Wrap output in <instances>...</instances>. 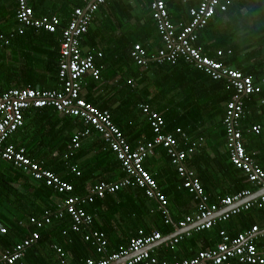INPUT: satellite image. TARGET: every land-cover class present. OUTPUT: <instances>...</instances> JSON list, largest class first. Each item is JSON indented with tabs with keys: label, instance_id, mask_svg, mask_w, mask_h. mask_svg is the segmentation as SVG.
Segmentation results:
<instances>
[{
	"label": "trees",
	"instance_id": "1",
	"mask_svg": "<svg viewBox=\"0 0 264 264\" xmlns=\"http://www.w3.org/2000/svg\"><path fill=\"white\" fill-rule=\"evenodd\" d=\"M31 5L36 18L57 16L61 21V27L55 34L40 32L33 28H26L22 35L16 34L17 29L10 32L0 30V47L5 55L4 63L2 64V61L0 63L2 64L0 90L30 86L34 89L61 91L63 86L58 77L61 30L69 24L74 10L86 7L87 2L33 0ZM130 9L128 3L122 6L120 0H108L96 13L88 33L82 36L83 49L88 48L93 55L103 54L100 59L96 57V66L101 68L100 79L95 80L90 75L84 78L83 98L98 110L111 114L113 123L122 131L132 150L156 138L149 118L141 109L142 105L150 106L152 111L165 119L166 126L163 129L165 133L175 132L181 128L189 136L190 141L203 138L196 153L188 158L187 163L202 182L211 203H217L242 191L256 193L258 188L249 181L242 170L231 163L225 145L224 105L232 98L233 88L226 81H215L206 73L195 69L196 91L199 93V99H204L199 103L197 117H192V121L181 117L178 113V102L176 105L166 103L163 105L167 98H173L172 93L175 94L173 100L178 99V65H168L169 67L153 63L147 67L137 65L131 58L134 46L140 44L149 52L152 50L154 38H161L153 18L148 16L146 24L142 17L134 19ZM17 10L16 0H0V26L9 21L18 23ZM218 13L224 12L217 11L212 21L200 30L196 46L202 48V54L220 61L224 66L253 76L257 82L261 81L264 77V62L261 58L257 65L252 64L255 59V56H251L255 53L253 47L249 54L247 52L250 50L249 47L237 49L233 45L216 44L213 41L217 37H214L213 41L209 38L210 32L215 31L213 22ZM36 33H43L45 37L50 36L54 49L45 37L40 38ZM8 40L9 43L5 45ZM218 51H223L224 56L218 57ZM228 51H231L230 55L227 54ZM10 52L11 56L14 55L12 59L10 55L8 57ZM16 55H19L17 59ZM249 64H252L251 69ZM256 68L259 71L255 72ZM190 95H194V91ZM251 100L260 102V116L264 117V105L261 104L264 100V85L260 94L248 98L245 104L247 116L243 121L246 152L253 158L255 164L264 170V127L258 135L248 131L249 127L257 124L249 115ZM186 104L187 107L191 105L189 95ZM25 122V126L13 135L9 143L18 148H25L27 156L33 162L71 184L74 188L73 195L84 196L90 184L96 181L118 183L129 178L116 154L97 133L82 140V148L73 158L69 160L64 158L71 140L79 131L85 129L81 119L63 117L53 109L32 108L25 113ZM176 137L181 140L180 136ZM188 145L187 141L180 142L182 148ZM157 150L160 153L156 151L144 162V167L156 179L158 185L165 186L164 195L168 201L166 207L162 208L156 200L149 199L144 190L136 185L126 186L115 194H108L105 198H98L94 203L84 206L86 212L94 217V222L91 226L83 228L80 233L73 231V220L66 214L64 220H56L40 230L41 239L28 250L22 261L15 264H62L64 261L68 264H86L88 259L100 261L110 254L123 251L140 231L146 234L158 231L164 237L173 234L176 231L174 228L180 222L174 223L168 219L171 217L169 209L172 200L178 196L181 201L184 192L190 198L192 196L184 188L179 191L183 180L176 171H172L168 157L161 162V158L166 156L164 148L160 147ZM157 162H161L160 164L164 165L162 167L167 168L169 172L165 174L166 169L162 168L160 175L152 173L151 170H154ZM77 172L80 175H77ZM219 180L226 184L225 188L220 184L223 188L221 190H218ZM65 200L66 195L47 187L43 182L34 180L14 168L12 164L0 159V224L7 229L5 235L0 234V253L12 250L19 241L30 236L35 229L30 224L31 217L41 218L48 211L57 213L62 210ZM155 214H158L161 223L158 220L150 221V217ZM234 217V220L247 217L251 221L249 227H252L256 224L253 217H262L264 220V207ZM21 222L24 223L23 226H19ZM227 222L218 223L210 230L195 232L181 244L185 245L191 241L202 242L204 244L199 247V251L213 249L211 247L216 243L214 239L223 231L219 228L220 225ZM262 226L264 227V224ZM88 232H100L105 235L108 243L106 255L97 253L93 242L85 241L84 235ZM113 232L117 237L112 235ZM123 244L125 246H121ZM178 246L171 249L161 245L158 249L168 251V254L176 252ZM56 248L62 252L59 253ZM167 254L164 252L161 257L157 254L155 256L160 261L172 262L174 255Z\"/></svg>",
	"mask_w": 264,
	"mask_h": 264
},
{
	"label": "built area",
	"instance_id": "2",
	"mask_svg": "<svg viewBox=\"0 0 264 264\" xmlns=\"http://www.w3.org/2000/svg\"><path fill=\"white\" fill-rule=\"evenodd\" d=\"M16 1L18 5L16 20L19 24L16 34H24L26 28L55 34L61 27V21L57 16L36 18L31 5L33 0ZM85 1L87 6L76 8L67 27L61 30L58 77L63 89L42 90L28 86L22 89L0 90V159L12 164L14 168L34 180L43 182L47 187L66 195L61 211L57 213L48 211L41 218H30L34 231L12 250L1 252L0 264H15L22 261L28 250L41 239L40 230L56 220H64L65 214L70 215L73 220V231L80 233L83 228L91 226L94 222V217L86 212L84 206L94 203L98 198L103 199L108 194H115L126 186L136 185L144 190L149 199L156 200L162 208L166 207L168 203L166 197L152 174L144 167V162L160 147L166 150L171 165L183 180L182 187L190 193L197 207L195 216H186L180 221L176 227L178 235L165 244L167 247L175 249L184 236L189 237L193 231L186 233L182 231L191 225L199 223L194 230L196 232L210 230L218 223L227 222L243 212L264 207V194L257 195V192L264 187V170L247 154L243 133V121L247 116L245 99L262 92L264 77L257 82L253 77L202 54V48L196 46L200 30L210 23L217 11L228 10L229 0H202L198 7L189 10L190 22L181 30L171 21L166 2L152 0L150 6L152 17L163 46L153 57H150L148 51L140 44H136L131 51V58L141 67H147L151 63L177 66L183 62L206 73L215 81H226L233 88L234 94L226 104L223 118L226 149L231 163L248 176L249 181L258 188V191L256 193L242 191L217 203H211L202 182L187 163L188 158L196 153L203 138L190 141L189 136L181 128L176 129L175 132L165 133L163 130L166 126L165 119L159 113L152 111L150 106L142 105L141 109L149 118L156 138L132 150L122 131L113 123L111 114L108 111L98 110L83 98L84 78L90 75L95 80L100 79L101 68L96 66V60L102 58L103 54L93 55L86 52L81 45V38L88 33L96 13L108 0ZM8 43L9 40L5 45ZM227 54L230 55L231 51ZM217 55L223 57L224 53L218 51ZM261 104L264 105V100ZM32 108L53 109L63 117H75L83 121L85 129L79 131L69 143L64 155L66 160L73 158L82 148L83 139L97 133L116 154L123 171L129 178L118 183L100 182L90 187L84 196L73 195L74 188L71 184L33 162L27 156L25 148H18L9 143L13 135L25 126V113ZM248 131L258 135L261 128L252 126ZM177 135L181 140L177 139ZM182 140L189 142L188 147L180 146ZM73 170L75 171V168ZM77 173L80 175L79 172ZM247 197L251 200L240 204ZM220 211H223L222 214L216 216ZM6 233L7 229L0 225V234ZM84 236L85 241L96 245L97 253L101 255L108 253V243L103 233L88 232ZM163 239L164 236L158 231L149 234L140 231L123 251L110 254L100 261L88 259L86 264H264V246L259 247L256 243L259 239L264 240V227L258 225L252 226L234 238L222 233V239L215 248L201 250L194 257L174 262L160 261L153 254V249H147ZM56 249L59 253L62 252L61 249ZM62 264L68 263L64 261Z\"/></svg>",
	"mask_w": 264,
	"mask_h": 264
},
{
	"label": "crops",
	"instance_id": "3",
	"mask_svg": "<svg viewBox=\"0 0 264 264\" xmlns=\"http://www.w3.org/2000/svg\"><path fill=\"white\" fill-rule=\"evenodd\" d=\"M164 1L166 2L171 21L176 26H178L179 30H181L183 26L187 25L188 22L190 21L189 10L192 8L198 7L202 0H164ZM120 3L122 6H124L125 3L130 4L131 6L130 10L132 14L131 16L134 17V19L142 17L144 22H146L147 24L149 17L153 18L151 16L152 12L150 8L152 0H120ZM43 10L48 11V9H43ZM144 22L142 21L141 25H143ZM213 29L215 31L210 32L209 38H212V41H213L214 37H217V39L213 41L216 44L233 45V47L237 49L238 48L244 49L242 47H249L250 50L247 51L249 54L252 49L251 47H253V49H255V53L251 56H255V59L252 61V64L257 65L258 60L261 58H262V62H264V0H229L228 10L224 13H218L217 18H215V21L213 22ZM36 34L40 38L45 37L43 33H36ZM45 38L48 44L52 46L51 40L53 41V39H51L50 36L45 37ZM152 45H153L152 50L148 52L150 57H153L154 55H156L158 49L162 48L163 46L162 41L161 39H159V37L154 38V42L152 43ZM85 50L86 52H89L88 48H85ZM9 55L11 56V52L8 53V57ZM4 56H5L4 51L0 47V59H1L0 63L2 61V64L4 63V59H3ZM18 56L19 55H16V59ZM256 56L258 57V59ZM12 57H14V55L11 56V59ZM2 64L0 65V67L2 66ZM252 64H249L250 69H251ZM189 67H193V66L187 65L183 62H181L178 65V101L177 102H178V113L180 114V116L186 118V120L188 121H192V117H197V109H198L199 103L202 102L204 99L203 98L199 99V95H198L199 93L198 91H196L197 90L196 76L192 75V71L189 69ZM257 71H259L258 68H256L255 72ZM193 91H194V95H190L193 93ZM188 95H189V100H190L191 105L187 107L186 103L188 100ZM171 96L174 98L175 94L172 93ZM173 98H167L166 101H163V105L165 103L172 105V103H174L175 101L173 100ZM193 101H194V104H192ZM246 102H248V98L245 99V104ZM182 105L185 106V107L183 106V109H182ZM224 106H225L224 109H226V105ZM193 108H194V111L192 112ZM248 111H249L250 117L253 118V121L257 122V124H254V125L260 126L262 130V127H264V117L261 118L260 116L261 115L260 102L251 100V105L249 106ZM157 152L160 153V151L158 150ZM167 157L170 161V158L166 152V156H164V158H161V162H163ZM161 162H157L156 166L154 167V170L153 169L151 170L152 173L159 174V175L162 173V168H165V167H162L164 165L160 164ZM170 165H171V161H170ZM188 166H189V163H188ZM173 168L174 167L172 166V171L173 170L176 171ZM165 169H166L165 171V174H166L169 171L167 168ZM221 182L222 181L219 180L218 190L223 189L220 186V184H222L224 188L226 187V184L221 183ZM97 183L98 182L96 181L90 184L89 188L92 186H95ZM159 188L162 194L164 195L165 186L162 187L159 185ZM179 189H181L179 191H182L183 187L181 186L179 187ZM87 191H86V194H87ZM181 196H182L181 201L178 199V196L174 197V199L172 200V205H170L171 209H169L170 210L169 214L171 213L170 214L171 217H169L168 219L171 222L173 221L174 223H178V221L180 222L186 216L193 217L197 214V207L193 199L190 198L189 195H187V193L185 192L182 193ZM243 203L244 201L240 204H243ZM222 212L223 211H220V213L216 216H219L220 214H222ZM234 218L235 217H233L232 221H229L225 224L220 225L219 228L222 229L223 231H221L220 234L214 239L216 243L213 244L211 248H215L216 244H218L221 241L222 233H226L228 236L234 238V237H237L243 231L251 228L249 227V224L251 221L248 220L247 217H244V219L237 218L235 220ZM253 218L256 221L255 225L263 227L262 224H264V220L262 217L261 218L253 217ZM21 223L22 225H19V226L24 225L23 222ZM174 230H176V227L174 228ZM192 231L193 232L191 233L189 237H191L196 232L194 230ZM187 232H191V231H187ZM189 237L184 236V239L178 244L179 246H178V249H176V252L167 254L168 251H165L162 249L160 250L158 249L159 247H156L153 249V254L154 255L157 254L158 257H161L162 253L164 252H166L167 256L174 255L173 257L174 259L172 262L194 257L199 252V247H202L204 243L202 242L194 243V241H191L189 243L188 242L185 243V245H182L184 240ZM256 243L259 247L264 246V241L261 239L257 240ZM121 246H125V244Z\"/></svg>",
	"mask_w": 264,
	"mask_h": 264
},
{
	"label": "rangeland",
	"instance_id": "4",
	"mask_svg": "<svg viewBox=\"0 0 264 264\" xmlns=\"http://www.w3.org/2000/svg\"><path fill=\"white\" fill-rule=\"evenodd\" d=\"M18 28H19V24H18L17 22L15 23L14 21H9V23L0 26V30H2L3 32H4V31H6V32H10V31H13V30H15V29L18 30ZM167 67H169V66L167 65ZM189 69L192 71V75L196 76V73H195L196 71H195V69H194L193 67H189ZM177 96H178V95H177ZM177 101H178V99H175V101H174V103H172V105H173V104L176 105ZM156 220L159 221V216H158V214L152 215V216L150 217V221H156ZM159 222L161 223V220H160ZM112 235H113L114 237H117V235H116L115 232H113Z\"/></svg>",
	"mask_w": 264,
	"mask_h": 264
},
{
	"label": "water",
	"instance_id": "5",
	"mask_svg": "<svg viewBox=\"0 0 264 264\" xmlns=\"http://www.w3.org/2000/svg\"><path fill=\"white\" fill-rule=\"evenodd\" d=\"M261 194H264V187H263L260 191L257 192V195H258V196L261 195ZM250 200H251V198H250V197H247V198H245L244 200H242V202L244 201V203H247V202H249ZM198 225H199V223H198ZM198 225H197V224H196V225H191V226H189L187 229H184V230L182 231V233H185V232H187V231L195 230V228H196ZM177 235H178V232L176 231V232H174L173 234H171V235L165 237L162 241H159V242L153 244L152 246L148 247L147 249H148V250H149V249H154V248H156V247H158V246L164 245V244H166L170 239L176 237Z\"/></svg>",
	"mask_w": 264,
	"mask_h": 264
},
{
	"label": "clouds",
	"instance_id": "6",
	"mask_svg": "<svg viewBox=\"0 0 264 264\" xmlns=\"http://www.w3.org/2000/svg\"><path fill=\"white\" fill-rule=\"evenodd\" d=\"M176 232V231H175ZM165 238V237H164ZM165 245V244H164ZM158 247H160V246H158Z\"/></svg>",
	"mask_w": 264,
	"mask_h": 264
},
{
	"label": "snow or ice",
	"instance_id": "7",
	"mask_svg": "<svg viewBox=\"0 0 264 264\" xmlns=\"http://www.w3.org/2000/svg\"><path fill=\"white\" fill-rule=\"evenodd\" d=\"M81 103H83V102H81Z\"/></svg>",
	"mask_w": 264,
	"mask_h": 264
}]
</instances>
